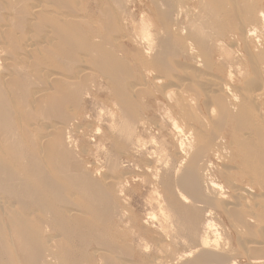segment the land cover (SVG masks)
<instances>
[{
    "label": "bare ground",
    "instance_id": "bare-ground-1",
    "mask_svg": "<svg viewBox=\"0 0 264 264\" xmlns=\"http://www.w3.org/2000/svg\"><path fill=\"white\" fill-rule=\"evenodd\" d=\"M132 3L0 0V264H264V0ZM98 82L118 120L101 134L107 174L65 129ZM152 128L179 139L181 172L156 181L154 229L117 175Z\"/></svg>",
    "mask_w": 264,
    "mask_h": 264
},
{
    "label": "rangeland",
    "instance_id": "rangeland-1",
    "mask_svg": "<svg viewBox=\"0 0 264 264\" xmlns=\"http://www.w3.org/2000/svg\"><path fill=\"white\" fill-rule=\"evenodd\" d=\"M148 1L149 0H133V3L130 4L131 11L138 13L137 8L138 7H140V8L144 7L145 8V6L148 5V3H147ZM131 64H132L131 66L134 68L135 65L133 63H131ZM263 76H264V68H263V74H262V78L264 79ZM242 78L244 80L246 78V75L244 74ZM98 83L102 84V86L99 87V90H97V91L96 90L91 91V93L88 95V97L85 98L86 100H84V102H83V110H81L82 112L78 115L79 117L73 118L72 120H69V122L66 124L65 129L67 130L68 128L72 127L71 129L68 130L70 133L68 135H69V137L71 135V137H72L71 141L73 139V141H72V146H74L73 151L76 153L75 155L77 157H79V159L81 160V162L84 164L85 167L90 166L89 168H87L89 170V172L91 174H94L96 172V170H98V168H99V170H98L99 173L107 174V173H110V172H108V168H109V164H110V160H111L108 158V156L106 154V153H108L106 151H108V149H109V143L105 142L106 140L101 137V134L106 133V131L109 132L112 128H114V125L116 123H118L117 122L118 120L115 122V124L112 123V118H111L112 116L110 114H111V111L112 110L114 111V109H116V108H114V106H113L114 104L112 102V99L108 95V92L105 88V84H103V82H98ZM235 83L237 86L240 84L239 81H235ZM263 92H264V88H263ZM95 101H96V103H95ZM98 101L101 104L98 103ZM144 101H143V104L149 105V103H147L149 100L146 99ZM153 101L154 100L151 98L150 102H153ZM153 108L155 109L154 105H153ZM108 110H110V111H108ZM113 111H112V113H113ZM150 111L152 112V114H150V113L148 114L149 115V117L147 118L148 121L161 122V116H164V113L160 112L157 109L150 110ZM109 112H110V114H109ZM114 113H115V117H116V110ZM115 119H117V117ZM87 126H88V128H87ZM79 127H81V128L79 130H77ZM74 128L76 131L74 130ZM98 129L100 131H98ZM66 130H65V133L67 134L68 131H66ZM164 131H165V133L163 134V136H161L157 133L155 128H152L151 133L154 135L155 140L153 143L156 142L155 144H153L151 142V138L149 137L150 133H148L147 131L142 132V133L136 132L135 136L141 137L140 142L137 144L139 146L140 152L137 154V156H135L137 161H138L136 163L137 166H135L133 163L127 162L125 159H120L121 161L119 160V162H118L119 163V169H118L117 175L120 176V173L124 172L127 175V176L126 175L125 176L128 178V179H126L127 185L125 188L126 189L125 196L127 199L126 202H127L128 208H129L128 213L131 215V217L135 218L137 220V222H140L141 226H145L147 228L153 227L152 229H154L156 227V222L152 221L150 219V217L153 214L154 215L159 214V210H158L155 202L161 200L160 186H159V183H157V182H159V179L161 178L160 175H166L167 176L169 174L168 177H170L171 182H173V184H174L175 183L174 180L178 179L177 177H179V175L181 173L180 171L176 172V169H178V166H179V161H178L179 158L175 159V154H174V157L171 156V157H173L174 160L173 159L171 160V157L169 156V154L172 155L170 153V151L172 152L171 148H173V145L175 144V140L179 141V139L175 136V133L171 129H166ZM99 132H101V133H99ZM77 133H79L80 136ZM93 133L95 134V137H94ZM87 134H89V135H87ZM168 134H171L172 136L174 135L175 137L171 138ZM101 139H103V140H101ZM173 139H174V141H173ZM74 143H76V144H74ZM98 144H100V146ZM82 148H84V149H82ZM102 148L105 151H103ZM162 148L164 150H162ZM165 148H166V150H165ZM82 150H84V151L81 152ZM166 151H167V153H166ZM165 153H166V155H165ZM161 154H163V156ZM167 154L170 158L167 156ZM150 155H152V156H150ZM102 156H104V157H102ZM148 157H150V158H148ZM162 157L163 158L165 157L167 159H165V158L163 159ZM157 159H159V161H157ZM155 160L158 163L160 162L161 164L160 163L158 164ZM162 161H164V162L162 163ZM169 163H171V164H169ZM175 163H176V165H175ZM98 164L102 165L103 167L98 165ZM147 164L151 165L150 168L148 167L149 165H147ZM93 165H95L96 167ZM154 165L155 166L157 165L156 166L157 168ZM158 165H159V167H158ZM160 165H162V166H160ZM164 165H165V167H164ZM100 169H101V171H100ZM148 169H150V171ZM153 169H156V170L153 171ZM162 169L165 170V173H164V170H162ZM147 171H149L150 173ZM167 171H169V173ZM170 172H171V174H170ZM151 174L154 176L157 174V176L159 175L160 177L155 176V179L157 178L155 180ZM117 175H112V176L116 177ZM153 182H155V184H157V185L154 186ZM156 192H157V194H156ZM158 196H159V198H158ZM144 222H146V223H144ZM150 235H154V234H150ZM140 243H142V245ZM134 244H135V247L137 248L138 252H141V251L143 252L144 249H146V250H144L145 252L148 250H151L149 253V255H150L149 259H153L154 256L156 258L161 257L160 254L157 251H155V249H156L155 245L151 244L149 241H147V242L135 241ZM144 244L147 245V248L146 247L144 248ZM150 246H152L151 247L152 249L150 248ZM179 247L182 248L183 246L181 245ZM135 260H136V263L140 264L141 260H139V259H135Z\"/></svg>",
    "mask_w": 264,
    "mask_h": 264
}]
</instances>
